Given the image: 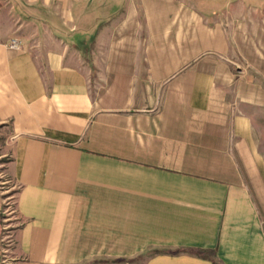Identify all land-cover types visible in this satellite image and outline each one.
I'll use <instances>...</instances> for the list:
<instances>
[{"label":"crops","instance_id":"0c3cea01","mask_svg":"<svg viewBox=\"0 0 264 264\" xmlns=\"http://www.w3.org/2000/svg\"><path fill=\"white\" fill-rule=\"evenodd\" d=\"M113 1L0 0L5 264H264V1Z\"/></svg>","mask_w":264,"mask_h":264},{"label":"rangeland","instance_id":"374dc122","mask_svg":"<svg viewBox=\"0 0 264 264\" xmlns=\"http://www.w3.org/2000/svg\"><path fill=\"white\" fill-rule=\"evenodd\" d=\"M124 0H114L113 3H108L109 7L103 6L104 10H115L117 7L122 5ZM261 0H247L250 5L259 3ZM264 1V0H263ZM106 4V1H105ZM107 5V4H106ZM95 7V10H98ZM254 18L252 19L251 26L249 27L250 32L238 31L241 37L244 39L246 34L247 40L245 46L240 48V54L247 55L251 63L250 70L253 71L257 76L262 79H254V82H262L264 84V8L255 11ZM238 36V37H240ZM259 121V119H257ZM259 123V122H258ZM259 127H258V138H259ZM6 130L0 128V264H5V252L12 246L13 230L15 227V205H14V185L6 171V165L10 160V153L8 145L5 143ZM257 154L261 156V144L257 143ZM264 151V150H263ZM264 160V158H263ZM253 167H260L262 163L261 158L253 159ZM264 162V161H263ZM257 182L261 185L262 176L256 175Z\"/></svg>","mask_w":264,"mask_h":264},{"label":"built area","instance_id":"2783aa9c","mask_svg":"<svg viewBox=\"0 0 264 264\" xmlns=\"http://www.w3.org/2000/svg\"><path fill=\"white\" fill-rule=\"evenodd\" d=\"M8 48L12 50H21L23 48V41L19 38H12L8 41Z\"/></svg>","mask_w":264,"mask_h":264},{"label":"trees","instance_id":"16d2710c","mask_svg":"<svg viewBox=\"0 0 264 264\" xmlns=\"http://www.w3.org/2000/svg\"><path fill=\"white\" fill-rule=\"evenodd\" d=\"M1 255V254H0Z\"/></svg>","mask_w":264,"mask_h":264}]
</instances>
